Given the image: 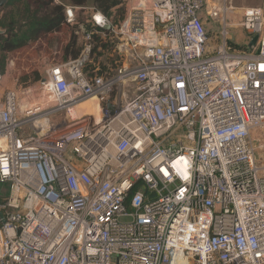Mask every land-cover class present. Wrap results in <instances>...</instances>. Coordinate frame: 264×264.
I'll list each match as a JSON object with an SVG mask.
<instances>
[{"label": "built area", "instance_id": "built-area-1", "mask_svg": "<svg viewBox=\"0 0 264 264\" xmlns=\"http://www.w3.org/2000/svg\"><path fill=\"white\" fill-rule=\"evenodd\" d=\"M121 1L114 24L56 0L92 28L80 57L48 67L41 104L23 111L0 68V264H264V9H243L260 37L237 49L229 0ZM101 29L118 75L86 70ZM128 80L130 97H110ZM93 97L100 119L67 117Z\"/></svg>", "mask_w": 264, "mask_h": 264}, {"label": "rangeland", "instance_id": "rangeland-1", "mask_svg": "<svg viewBox=\"0 0 264 264\" xmlns=\"http://www.w3.org/2000/svg\"><path fill=\"white\" fill-rule=\"evenodd\" d=\"M264 0H229V3L234 7L231 10V19L235 23L233 27H240L237 24L242 18L243 9L250 6H261ZM20 6V7H19ZM14 8L10 7L3 10L0 13V28L5 30L4 36H10V31L22 35L28 28L26 21H30L29 17H26V13H23V5H19ZM126 6L124 5V17L126 16ZM121 12H115L112 17V21L121 20ZM91 12L88 9L78 10L77 22L79 26L75 28V32L78 36L79 45L83 47L86 45L87 40L84 33V29L90 24ZM14 22V23H12ZM120 22V21H119ZM114 23V21H113ZM117 24V23H114ZM119 24V23H118ZM74 32V29H70ZM103 38L105 35L102 34ZM259 35L255 38L258 41ZM70 38V33L65 31L61 33L47 34L36 41H30L28 44L17 48L11 52L0 51V68L4 72V86L3 89H16L19 92L20 106L25 110L26 106H36L41 104L42 90L40 87L41 79L46 76V70L49 66L58 62H65L70 59L65 58V46ZM116 35L111 33L110 37H106V48H98L95 50L94 42L93 49L90 53L86 70L89 74L93 71H101L102 73H109L111 75H118L122 66L121 56L116 46ZM232 48L242 49L245 45L232 44ZM135 86L134 82L128 80L126 82L120 81L118 85L111 91L110 97L116 96L122 97L124 93H127V98L131 96V90ZM45 97L48 99L49 95ZM117 97V98H118ZM106 96L102 99V105H106ZM50 99V98H49ZM71 121L76 119L69 113L67 115ZM73 117V118H72ZM56 120L60 117L56 116ZM28 130V127L26 128ZM9 185L0 182V195H4L8 192ZM127 220V219H125Z\"/></svg>", "mask_w": 264, "mask_h": 264}, {"label": "trees", "instance_id": "trees-1", "mask_svg": "<svg viewBox=\"0 0 264 264\" xmlns=\"http://www.w3.org/2000/svg\"><path fill=\"white\" fill-rule=\"evenodd\" d=\"M65 4H70L80 7L93 6L96 10L101 11L107 17L112 18L114 13L121 12L122 17L119 20L122 21L124 15V5L121 0H60ZM23 5V13H26V17H29L30 21H26L28 28L22 35L13 33L10 31V36H0V51L11 52L17 48H20L30 41H36L41 37L51 33L69 32L70 38L65 46V58L77 59L82 52V46L79 45L78 36L75 32V28L79 26V23H68L65 16V9L62 4L56 2V0H8L7 3L0 7V13L7 8H14L16 6ZM20 7V6H19ZM114 23H120L113 20ZM14 23V22H12ZM92 24L86 26L85 29H91ZM70 29H74L70 31ZM102 34L105 35L103 38ZM111 32L106 29H101L99 32H93L92 40L95 50L104 47L106 48V37H110ZM87 68V67H86ZM105 77L110 76L109 73H102ZM89 73V72H88ZM94 71L92 72V74Z\"/></svg>", "mask_w": 264, "mask_h": 264}, {"label": "crops", "instance_id": "crops-1", "mask_svg": "<svg viewBox=\"0 0 264 264\" xmlns=\"http://www.w3.org/2000/svg\"><path fill=\"white\" fill-rule=\"evenodd\" d=\"M262 8L264 9V1L261 3ZM253 7V6H250ZM256 7H261V6H256ZM207 28L209 31V34L211 36V42L212 44H217L219 41V24L217 20H207ZM249 35L248 33L241 27H236L232 29V44H237V45H245V48L249 46L250 44L253 43L252 40H249Z\"/></svg>", "mask_w": 264, "mask_h": 264}, {"label": "bare ground", "instance_id": "bare-ground-1", "mask_svg": "<svg viewBox=\"0 0 264 264\" xmlns=\"http://www.w3.org/2000/svg\"><path fill=\"white\" fill-rule=\"evenodd\" d=\"M71 115L74 117H81L85 114H93L98 119L101 118V105L96 97L87 99L80 104H78L75 108L71 109Z\"/></svg>", "mask_w": 264, "mask_h": 264}, {"label": "water", "instance_id": "water-1", "mask_svg": "<svg viewBox=\"0 0 264 264\" xmlns=\"http://www.w3.org/2000/svg\"><path fill=\"white\" fill-rule=\"evenodd\" d=\"M8 0H0V7L4 6L7 3ZM107 29H110V26H107ZM5 34V30L0 28V36ZM256 38L253 40V44L256 43ZM110 108H113V105L109 106Z\"/></svg>", "mask_w": 264, "mask_h": 264}]
</instances>
